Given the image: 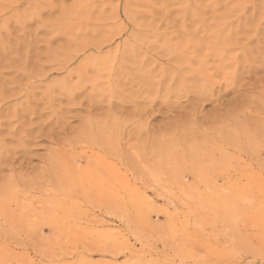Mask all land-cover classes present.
Returning <instances> with one entry per match:
<instances>
[{
    "label": "rangeland",
    "instance_id": "1",
    "mask_svg": "<svg viewBox=\"0 0 264 264\" xmlns=\"http://www.w3.org/2000/svg\"><path fill=\"white\" fill-rule=\"evenodd\" d=\"M263 52L264 0H0V264H264Z\"/></svg>",
    "mask_w": 264,
    "mask_h": 264
},
{
    "label": "bare ground",
    "instance_id": "2",
    "mask_svg": "<svg viewBox=\"0 0 264 264\" xmlns=\"http://www.w3.org/2000/svg\"><path fill=\"white\" fill-rule=\"evenodd\" d=\"M206 38H208V40H213L212 46H209L210 48L206 47L205 49H203L200 44L195 43L196 44V45H194L195 47L191 48V50H190L192 53L191 56L189 55V53L187 52V49L185 47L183 49H180V48L176 49L175 48V50H174V53H176L175 60L180 62V63H178L177 65H175L173 67L170 66V68L168 67L167 71L164 70L162 73H160L161 74L160 77H162V79H161V81H158L159 84L163 83V84H166V86H167V84H169V86H168L169 92L172 91V89L170 90V87L172 86V84H176V86H177V87L175 86L176 88H178L180 90H186V89L188 91L190 90V92L194 94L195 100L198 99L201 101V99L207 97V93L210 91V89L212 87H214L215 84H217V81L215 80L214 75L208 72V69L206 66L207 63H205V59L207 58V53L210 51L213 52V57H212V55H210L212 61H214V62L217 61V63H218L217 66H215V67L211 65L213 68L212 70L214 71L215 75L217 73H219V74H222L224 76V78H227V75L229 76L228 72H230L232 65L227 64L229 62V60H231V59L227 58V56H226L229 47L225 46L224 44H225V42L230 40V35L229 34L224 35L220 32H217L215 35L209 36ZM154 39L159 40L160 36L154 35ZM200 51H203V53ZM250 54H253V53H250ZM129 55H130V53H129ZM260 56H261V54H260ZM225 60L228 62L225 63L224 62ZM212 61H211V63H212ZM193 62H196L195 66H192ZM208 62H209V60H208ZM234 62H235V60L233 59V63ZM143 70H144V68H143ZM151 74H152V72L150 73L149 71L148 72L143 71V73L141 74V77L139 75L141 80H143V82H142L143 84L154 82V79H153L154 76H152ZM187 82H191L192 85L187 86L186 85ZM155 85H158V84L155 83ZM180 90H179V92H181ZM206 190L211 192L212 188L208 187Z\"/></svg>",
    "mask_w": 264,
    "mask_h": 264
}]
</instances>
